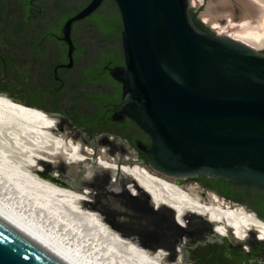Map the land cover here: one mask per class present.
Here are the masks:
<instances>
[{"label":"water","instance_id":"obj_1","mask_svg":"<svg viewBox=\"0 0 264 264\" xmlns=\"http://www.w3.org/2000/svg\"><path fill=\"white\" fill-rule=\"evenodd\" d=\"M115 1L121 18L111 16L113 28L122 19L125 55V65L111 71L122 83V101L116 106L148 135L147 144L136 140L145 155L126 135L121 139L148 168L173 179L205 175L264 189V51L218 33L199 15L203 26H197L191 18L192 0ZM102 2L91 0L67 24L89 15ZM77 11L69 10L63 18ZM99 11L89 18L97 20ZM81 132L95 139L115 137L83 128ZM51 177L57 180L55 174ZM203 248H219L222 260L232 262L241 252L226 241L206 239L191 246L190 257ZM183 253L192 261L185 248ZM0 264L67 263L0 218Z\"/></svg>","mask_w":264,"mask_h":264},{"label":"bare ground","instance_id":"obj_2","mask_svg":"<svg viewBox=\"0 0 264 264\" xmlns=\"http://www.w3.org/2000/svg\"><path fill=\"white\" fill-rule=\"evenodd\" d=\"M236 1L244 9V20L234 21L233 11L229 9L233 0H211V5L201 13L204 22L218 29V33L248 44L246 38L264 37V2ZM0 131L16 139L18 147L30 152L34 161L48 157L55 161L56 167L64 164L67 167L64 176L76 164H85L86 172L81 181L74 183V188L36 178H31L28 184L32 185H28L9 166L0 165V218L67 264H187L182 255V241L181 248L169 255L129 230L116 233L118 230L110 229L107 222L99 219L104 214L87 204V200L90 198L88 188L95 187L92 180L102 176H107L106 182L111 187H126L133 194L148 193L154 209L173 211L176 222L182 226L188 225L191 217L192 224L202 223L212 232L229 236L248 249L252 242L264 241V220L243 206L225 201L213 192L205 193L195 182L154 172L142 165L134 152L128 156L117 153L112 157L111 149H101L97 162L96 148L83 146L80 143L83 134L63 117L1 93ZM102 141L98 138L95 143ZM84 184L88 188L82 190L80 186Z\"/></svg>","mask_w":264,"mask_h":264},{"label":"flooded vegetation","instance_id":"obj_3","mask_svg":"<svg viewBox=\"0 0 264 264\" xmlns=\"http://www.w3.org/2000/svg\"><path fill=\"white\" fill-rule=\"evenodd\" d=\"M90 2L0 0V92L62 115L79 132L83 128L117 139L126 135L133 147L145 155L136 147V140L147 144L148 135L130 117L120 115V107L116 106L122 101L123 90L111 71L125 65L122 19L115 29L111 17L118 14L121 18L116 1L103 0L92 13L67 24ZM110 2L117 12L109 8ZM74 8L78 9L76 13L63 18ZM98 9L97 20L90 19ZM183 180L195 182L205 193L213 192L263 217L264 189L205 175ZM206 250L190 259L201 264H253L242 250L234 262L222 260L219 248L210 249L216 254L209 256L205 255Z\"/></svg>","mask_w":264,"mask_h":264},{"label":"rangeland","instance_id":"obj_4","mask_svg":"<svg viewBox=\"0 0 264 264\" xmlns=\"http://www.w3.org/2000/svg\"><path fill=\"white\" fill-rule=\"evenodd\" d=\"M261 1L264 2V0ZM210 5H211V0H192V8L196 9L197 14L199 15L200 19H202L203 21L204 19L202 18L201 13L205 11ZM229 9L233 11L234 21L240 22L244 20L243 17L244 9L240 7V5L237 3L236 0H233V6L232 8ZM222 20H225V17H223ZM213 29H215L218 32V29L216 28ZM245 40L248 41L250 44L255 45L258 50L264 51V37L260 38L259 40H256L255 38H246ZM75 130L77 131V129ZM97 139L91 138L85 134H83V137L80 139L81 140L80 143L82 145L84 144L83 146H87L90 148L94 147L93 149L96 148L95 150L97 153L96 155L94 154V158L97 162L98 159H100L99 158L100 155H98V151L101 149L104 151L111 149L113 153V155H111L112 157L116 156L117 153L128 156V154L134 152L132 148L122 139H117L116 137H105L102 138L103 139L102 142L95 143ZM74 140L77 141V138H74ZM120 144L122 146H120ZM113 145L115 146L117 145V147ZM123 146L125 147V149L123 148ZM134 155L136 159L139 160V158L136 156L135 153ZM32 156L33 155L30 154V152H28L27 150L22 149V147L21 148L18 147V144L16 143V139L8 135L6 136L3 132L0 131V165L6 164L7 166H9L10 170L13 173H16L17 176L20 178V180L25 181L26 184H28V181H31V178L33 180L36 178L40 180L41 179L48 180L54 183L56 182L59 185L70 186L74 188L73 187L74 183L71 180V178H74L75 181H81V177L86 172L85 170L86 166L84 163L76 164L73 170L66 173L67 175H69V177H67L63 175V173L67 171V167H65L64 164H59L56 167V163L53 159L51 160L48 157H46L43 160H39L38 162H36L33 160ZM140 163L142 165H145L141 160ZM37 170L38 172H36ZM53 174H55V177L57 178L56 181H54L51 177ZM106 174H109V172L106 171ZM106 178L107 176L95 178L94 180H92V183L95 184L94 188L93 187L88 188L85 185L82 187V190L86 188L89 189L90 195L88 197L90 198H88L87 200L88 202L86 201L87 204L89 203L90 205H93L94 208L97 207L98 212L104 214L101 216V218L99 217V219L101 221H104L105 223L107 222L106 225L110 229H113L114 231L118 230L116 231V233L122 234V232L126 233V231L129 230L132 233H134L137 237L139 235L141 239L148 240L152 246L167 251L169 255L174 253L173 251L174 247H177L178 250L179 248H181L178 245V242L180 240L182 241L183 244L182 249L185 248L189 255V250L191 246H193L195 243L206 239H219L232 244L240 251L241 250L244 251L246 255L257 260L258 262L260 263L264 262V242L253 243L251 245V249H248L245 247V244H241V243L236 244L232 240L226 238L227 236H220L212 232L208 228V226L202 223H200L199 225L192 224L191 217L189 218L190 220L189 224L182 226L179 223H177L176 220H174L172 216V212L169 209L167 208L154 209L153 208L154 206L151 202L148 193L146 194V192H144V194L143 193L133 194L126 187H122L120 189L111 187L109 185L110 183L106 182ZM4 199H6V197H4ZM108 199H113L114 202L107 203ZM11 201L12 200H9V203H11ZM19 204L20 203H17L18 206ZM257 217L262 219L259 216ZM119 219L120 221L118 222L117 220ZM104 229L107 230V228L105 227ZM182 255L187 264H194L193 261L186 259L185 253H182Z\"/></svg>","mask_w":264,"mask_h":264},{"label":"trees","instance_id":"obj_5","mask_svg":"<svg viewBox=\"0 0 264 264\" xmlns=\"http://www.w3.org/2000/svg\"><path fill=\"white\" fill-rule=\"evenodd\" d=\"M191 18L193 19L194 23L197 25V26H203V23L201 22V20L199 19L198 17V14H197V11L196 9L192 8L191 9ZM261 211L263 213V217H264V205L262 206L261 208ZM208 250H206L205 252V255L206 256H209V255H215L216 253L213 251V250H210L209 248H207Z\"/></svg>","mask_w":264,"mask_h":264}]
</instances>
